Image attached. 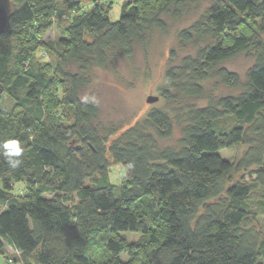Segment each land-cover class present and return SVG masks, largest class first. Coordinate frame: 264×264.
I'll use <instances>...</instances> for the list:
<instances>
[{"label": "trees", "instance_id": "1", "mask_svg": "<svg viewBox=\"0 0 264 264\" xmlns=\"http://www.w3.org/2000/svg\"><path fill=\"white\" fill-rule=\"evenodd\" d=\"M112 1L13 0L0 35V84L13 103L0 112V146L16 140L23 152L14 167L0 147V256L96 264L88 248L105 231L110 256L101 264H264V230L249 226L264 202L252 209L250 186L232 179L254 167L264 183V0L214 2L182 29L179 42L195 52L166 70L161 96L176 105L201 100L212 80L236 94L179 110L176 147L159 144L173 121L154 109L107 150L116 130L102 133L96 104L81 98L90 71L111 52L130 57L153 31L166 30V19L180 20L202 0H123L115 22ZM54 18L64 21L62 36L42 42ZM241 55L252 61L243 80L222 66ZM238 144L247 150L237 164L220 155ZM107 151L124 170L119 185L109 181ZM17 185L22 194L12 192ZM143 199L155 204L150 214L136 208ZM119 232L140 235L128 243Z\"/></svg>", "mask_w": 264, "mask_h": 264}, {"label": "rangeland", "instance_id": "2", "mask_svg": "<svg viewBox=\"0 0 264 264\" xmlns=\"http://www.w3.org/2000/svg\"><path fill=\"white\" fill-rule=\"evenodd\" d=\"M109 2V0H103ZM123 0H114L111 2L112 10L109 14L111 22L119 19L120 8ZM220 0H202L198 3L188 5V13L180 20L166 19V30L164 32L153 31L146 39L143 45L134 46L130 57H123L118 53H109L108 61L103 68H93L90 71L91 82L89 86L81 93V98H89L98 108V116L95 124L102 133L115 131L110 135L105 143L108 150L110 144L118 138L124 131L140 122L147 114L154 109H160L170 115L173 121L172 136L167 140L159 141L162 147H176L180 138L181 125L177 115L182 114L179 110L186 109V106H205L207 97L236 94V90L226 89L216 85L215 81L207 82L205 86V98L201 100L183 98L180 105L169 104L162 99L161 93L168 88L166 80V70L178 65L181 59L188 54H194V46L191 44L182 45L178 40V33L188 28L204 10L214 2ZM84 9L90 7L89 4L82 6ZM53 19V23L41 38L42 42H55L62 36L64 21ZM38 56H42L41 54ZM43 57V56H42ZM45 59V58H44ZM48 62H53L49 56ZM252 61L243 55L226 61L222 64L227 70L235 73L240 79H244L246 70L251 66ZM148 96L158 97V101L148 104ZM184 104V105H183ZM12 101L2 93L0 95V112L9 113L12 110ZM71 112L66 123L71 120ZM247 150V145L238 144L237 146L223 150L220 155L237 164ZM108 163V178L110 183L119 185L123 181L124 170L121 165L114 162L111 155L106 153ZM254 167L247 170L234 172L232 179L234 182H243L250 186L251 193L248 199L252 209L257 211L259 202H264V183L255 180ZM90 184V182H86ZM14 194H22L23 188L14 186ZM155 204L148 199H143L136 204V208L147 214H150ZM249 226L257 235L264 230V215L257 211L256 216H252ZM124 236L128 243L135 242L139 235L132 232H119ZM110 233L101 231L92 241L88 248V254L93 258L96 264L106 261L110 254L107 250V243ZM7 253H13L11 247L7 246ZM121 259L126 261V254H121ZM102 261V262H101ZM101 262V263H100ZM0 264H20L19 261H7L5 257L0 256Z\"/></svg>", "mask_w": 264, "mask_h": 264}, {"label": "water", "instance_id": "3", "mask_svg": "<svg viewBox=\"0 0 264 264\" xmlns=\"http://www.w3.org/2000/svg\"><path fill=\"white\" fill-rule=\"evenodd\" d=\"M16 5L13 0H0V35L5 34L8 31V21L14 14ZM3 86L0 84V94L3 93ZM158 101V97L148 96L146 102L153 104Z\"/></svg>", "mask_w": 264, "mask_h": 264}, {"label": "clouds", "instance_id": "4", "mask_svg": "<svg viewBox=\"0 0 264 264\" xmlns=\"http://www.w3.org/2000/svg\"><path fill=\"white\" fill-rule=\"evenodd\" d=\"M4 152L3 154L6 156V158L9 160V162L15 167L19 164V160L16 159L22 155L23 149L19 143V141L16 140H10L6 141L2 146Z\"/></svg>", "mask_w": 264, "mask_h": 264}]
</instances>
